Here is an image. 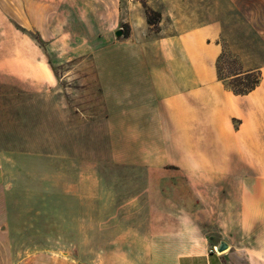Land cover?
<instances>
[{"label": "crops", "instance_id": "obj_1", "mask_svg": "<svg viewBox=\"0 0 264 264\" xmlns=\"http://www.w3.org/2000/svg\"><path fill=\"white\" fill-rule=\"evenodd\" d=\"M163 1L175 32L156 40L165 62L141 73L151 95L144 105L154 100L155 107L141 127L139 115L132 118L124 137L143 165L172 164L199 196L104 198L103 180L89 169L75 170L73 181L65 163L55 175L50 155L39 162L34 152L1 148L0 264H264V48L259 62L243 67L261 70L260 83L235 93L218 75L222 23L189 24L186 15L200 0ZM127 7L125 21L147 23L140 0ZM125 10L123 0H0V85L57 91L55 60L99 56ZM259 38L264 47V0ZM151 137L159 143H136ZM216 237L228 243L221 252ZM65 250H79L78 261L61 257Z\"/></svg>", "mask_w": 264, "mask_h": 264}, {"label": "rangeland", "instance_id": "obj_2", "mask_svg": "<svg viewBox=\"0 0 264 264\" xmlns=\"http://www.w3.org/2000/svg\"><path fill=\"white\" fill-rule=\"evenodd\" d=\"M140 1L146 17V5L162 11L159 25L147 21L145 25L132 26L124 20L129 13V0H123L126 10L122 12L123 19L116 29L122 27L129 33L117 35L113 31L112 37L104 41V51L99 50V56L88 54L63 63L56 59L53 67L59 77L57 91L29 93L12 84L0 85V149L31 151L40 155L39 162L50 155L49 163L56 168L55 175L63 173L58 170H62L65 163L72 167L67 172L71 173L73 181L77 177L75 170L89 169L103 180L104 198H111L112 194L117 198L134 195L138 198H160L163 195L196 198L199 196L196 187L186 173L170 166L172 164L151 169L143 165L141 157L124 137V132L131 129L132 118L139 115L135 120L141 127L144 116L154 110L155 106H151L154 100L144 105L143 100L150 99L151 95L148 90L144 92L149 83L141 73L149 63L165 62L164 45L156 40L175 32L173 15L164 10L163 0ZM238 1L207 3V0H200V9L194 7L188 15L185 14L189 24L222 23L225 57L236 56L241 62V65L233 64L226 59L228 57H223V74L259 62V49L264 48L259 38V0H247L246 9ZM132 14L139 17L137 11ZM132 30L144 37L140 43L134 42ZM144 49L149 52L148 58L141 59L139 53ZM157 50L162 54H156ZM132 98L135 99L134 106L128 104ZM154 133L156 130L152 129L151 134ZM144 142L159 143L154 137L136 141L140 147ZM58 253L61 257L68 255L76 263L80 252L65 250Z\"/></svg>", "mask_w": 264, "mask_h": 264}, {"label": "trees", "instance_id": "obj_3", "mask_svg": "<svg viewBox=\"0 0 264 264\" xmlns=\"http://www.w3.org/2000/svg\"><path fill=\"white\" fill-rule=\"evenodd\" d=\"M146 13H147V21L152 25H159L162 18V11L156 9L152 6L146 5ZM124 33H129V30H124ZM36 38L41 42L42 45H45L43 41L36 36ZM226 52L223 50L219 59H218V73L219 78L222 79L228 87H230L235 93L245 94L253 90L260 83L262 78V72L259 69L251 68V69H243V67L236 68L234 72L230 74H223L221 61L222 58L225 57ZM228 57V58H226ZM225 58L229 60L233 64H240L241 62L238 60L236 56H226Z\"/></svg>", "mask_w": 264, "mask_h": 264}, {"label": "water", "instance_id": "obj_4", "mask_svg": "<svg viewBox=\"0 0 264 264\" xmlns=\"http://www.w3.org/2000/svg\"><path fill=\"white\" fill-rule=\"evenodd\" d=\"M116 34L117 35L124 34V29L122 27L116 29ZM214 241H215V248L218 252H221L228 247V243L224 239L216 237V238H214Z\"/></svg>", "mask_w": 264, "mask_h": 264}]
</instances>
